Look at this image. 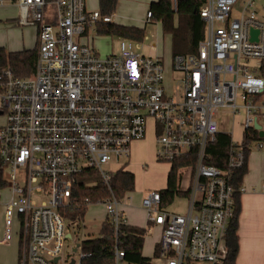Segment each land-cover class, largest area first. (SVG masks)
Segmentation results:
<instances>
[{"label": "built area", "instance_id": "1", "mask_svg": "<svg viewBox=\"0 0 264 264\" xmlns=\"http://www.w3.org/2000/svg\"><path fill=\"white\" fill-rule=\"evenodd\" d=\"M177 1L171 0L174 9ZM237 1L202 0L205 36L195 52L172 55L171 69L181 77L169 93L162 83L163 62L136 52L130 40L121 38L116 53L98 56L90 31L112 18L88 6V0H15L16 26L34 29L32 46L19 51L37 50L28 76L0 66V165L9 191L2 202L4 240L18 221V264H83L93 255L81 249L88 236L72 248L76 256L62 260L60 254L73 176L88 169L96 170L110 191L95 204L104 206L117 241L126 220L122 200L109 186L115 169L106 165L129 160L131 143L145 138L148 120L156 160L186 161L179 184L185 192L183 214L161 205L159 190L141 200L147 221L161 227V264H223L234 210L229 181L245 153L243 137L231 139L226 169L206 163V147L220 132L215 112L226 108L241 116L243 133L254 129V148L264 149V78L257 74L264 60V0H243L235 17ZM150 16L146 11V20ZM251 30H257L255 38ZM183 169L189 170L185 189ZM38 195L46 198L37 201ZM109 264H127L117 244Z\"/></svg>", "mask_w": 264, "mask_h": 264}, {"label": "trees", "instance_id": "2", "mask_svg": "<svg viewBox=\"0 0 264 264\" xmlns=\"http://www.w3.org/2000/svg\"><path fill=\"white\" fill-rule=\"evenodd\" d=\"M117 4L118 0H98L100 14L111 16ZM201 5L202 0H178L175 9L172 7L171 0H155L149 4L147 9L151 14L149 20L159 22L162 31L170 34L172 55L195 52L198 43L204 38L205 24L199 16ZM97 30L131 39L142 37V29L115 24L112 21L99 23ZM36 55V48L10 52L0 47V66H10L17 77L28 76L34 69ZM257 74L264 78V60L259 63ZM256 138H258L257 132L254 129L246 130L243 133L245 159L243 164L231 173L229 183L234 189V210L225 234L227 254L223 264H235L238 253L237 226L242 194L240 187L242 186L243 176L247 172L249 145ZM230 141L229 133L219 132L214 142L206 147V163L220 169H226ZM185 164V160H177L171 163L166 186L164 189L159 190L161 205H169L176 196L185 195V192L179 189L180 169ZM4 176V170L0 165V188L7 186ZM134 183L135 176L130 171L118 168L110 173L109 186L113 195L119 200H123L126 195L134 190ZM109 195L108 187L102 182L96 170L88 169L77 173L73 176L72 204L66 208L63 215L70 223L82 221L88 205L95 204L98 200L107 198ZM86 198L89 203H84ZM145 234L146 229L143 227L122 223L116 241L112 225L106 218L101 224L97 237L85 239L81 242V249L93 254L83 264H109L112 261L116 244L124 251V259L127 264H155L151 257L142 254ZM153 257H158V244Z\"/></svg>", "mask_w": 264, "mask_h": 264}, {"label": "rangeland", "instance_id": "3", "mask_svg": "<svg viewBox=\"0 0 264 264\" xmlns=\"http://www.w3.org/2000/svg\"><path fill=\"white\" fill-rule=\"evenodd\" d=\"M242 1L243 0H238L233 6V16L236 17L242 10ZM149 4V0H118L116 9L111 15L112 22L115 24L134 26L142 29V37L140 39H131L111 33L99 32L96 27V31H90L89 43L97 52L98 56L105 57L108 54L116 53L118 51L119 40L121 38H126L132 42L136 52H139L145 56L158 57L163 62L164 66L162 83L166 90L170 93L175 91L178 87V79L181 77V74L172 70L170 66L172 58L170 34L164 33L162 31L159 22L146 20V11L149 7ZM88 6L91 8H99L98 1L96 2V0H88ZM14 12L19 15L18 7L14 8ZM1 30L0 36H3L7 39H12L11 44L15 45L18 36L21 34L20 30ZM24 36L25 44L28 46L27 48H30L33 43L34 29L32 27H27V29L24 31ZM213 117L216 120L218 131L229 133L231 139L234 141L240 142L242 140L243 131L240 126L241 116L234 117L228 109L219 108ZM3 122L4 116L0 115V125H2ZM136 141H139V143L136 144L135 141L131 143V156L129 160L120 159L117 164H107L106 168L118 169L123 167L124 170L130 171L134 174V190L123 198L122 203L123 201L126 204L131 203L130 207H128L129 209L125 213L130 222L135 220L146 226L147 217L146 213H144V209L141 206L142 197L151 190H160L165 188L167 174L171 165L169 162L158 161L155 158V143L151 127V120H148L145 138ZM249 148L250 152L254 149V141L250 143ZM151 156H153L155 160L151 158ZM181 174L183 176L181 187L185 188L187 185L189 170L183 169ZM4 175V177H6V170H4ZM3 194L6 195V192H3ZM34 198H36L37 201H40L46 197L38 195L34 196ZM2 201L3 200L0 198V216L3 210ZM169 210L174 211L175 213L183 214L186 211V201L184 196H176L172 202V205L169 207ZM134 214L135 219L133 217ZM104 218V206L102 204H92L91 206H88L85 217L82 221L74 223L67 221L65 232L70 233L71 237H67L63 241L60 252L62 260H64L69 255L76 256V253L72 252V248L77 242L86 238V234H89L90 237L98 236V231ZM156 234V229L150 228L147 230L145 235L146 237L143 242L142 253L149 254L147 256L152 258L153 263L161 264L162 260L160 258L153 257V244L151 237L155 236ZM193 264L206 263L196 262Z\"/></svg>", "mask_w": 264, "mask_h": 264}, {"label": "crops", "instance_id": "4", "mask_svg": "<svg viewBox=\"0 0 264 264\" xmlns=\"http://www.w3.org/2000/svg\"><path fill=\"white\" fill-rule=\"evenodd\" d=\"M149 1L151 3L152 1L155 0H149ZM15 7L17 8V5L15 1L12 0H4V3L0 5V30L17 29L20 30L21 32V34L18 36L15 45L11 44L12 39H7L3 36H0V47L5 49L6 51H19L21 47H25L24 31L26 29L18 28L16 26L18 15L16 14V12H14ZM135 143L137 144L139 143V141H135ZM151 158L154 159L153 156H151ZM4 178L6 179V177ZM242 186L245 188V191L242 192L240 197L241 208L238 216V226H237L238 253L235 259V264H264V149L259 150L254 148L249 153L247 159V172L243 176ZM3 192H6V195L3 194ZM7 192H9L7 186L0 188V198L3 200L2 202L5 201L6 197H8ZM130 204L131 203L126 204L124 201L123 203H121V210L126 220V223L143 227L146 229V233L147 230L150 228L157 230V234L151 237L153 244V253H154L156 249V245L158 244L161 235V227L153 222H148V221L146 223L147 228L145 225H142L141 222L135 220L133 222H130L128 220V217H126L125 215L126 211L129 209L128 207H130ZM171 205L172 203L167 205L168 210ZM104 213H105V209H104ZM133 217L135 219V214L133 215ZM105 219H106V213L104 220ZM14 224H15V228H14ZM86 236H88V238H94V237H90L89 234H86ZM20 247L21 244L19 237V224L18 221L16 220H14L12 225L11 238L6 241L4 240V208H3L2 214L0 216V264H18ZM142 254L144 256L149 255L146 253H142Z\"/></svg>", "mask_w": 264, "mask_h": 264}, {"label": "water", "instance_id": "5", "mask_svg": "<svg viewBox=\"0 0 264 264\" xmlns=\"http://www.w3.org/2000/svg\"><path fill=\"white\" fill-rule=\"evenodd\" d=\"M251 32H252V34H253V38H255V35H256V33H257V30H251ZM254 127L255 128H259V125L257 124V123H255L254 124ZM259 136L260 137H262L263 136V131L262 130H260L259 131ZM66 237H70V234H66ZM74 250H75V248H74ZM54 261H56V258L54 259ZM71 264H72V262H71Z\"/></svg>", "mask_w": 264, "mask_h": 264}]
</instances>
